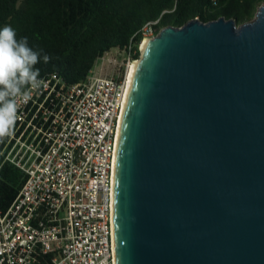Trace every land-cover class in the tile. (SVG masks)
Wrapping results in <instances>:
<instances>
[{
	"label": "water",
	"instance_id": "water-1",
	"mask_svg": "<svg viewBox=\"0 0 264 264\" xmlns=\"http://www.w3.org/2000/svg\"><path fill=\"white\" fill-rule=\"evenodd\" d=\"M114 176L115 264H264V4L141 49Z\"/></svg>",
	"mask_w": 264,
	"mask_h": 264
},
{
	"label": "built area",
	"instance_id": "built-area-1",
	"mask_svg": "<svg viewBox=\"0 0 264 264\" xmlns=\"http://www.w3.org/2000/svg\"><path fill=\"white\" fill-rule=\"evenodd\" d=\"M155 23L143 26L138 44L106 52L82 82L42 77L47 87L19 108L0 156L26 178L0 211V264H115L120 122L136 56ZM110 64L117 70L106 74Z\"/></svg>",
	"mask_w": 264,
	"mask_h": 264
},
{
	"label": "trees",
	"instance_id": "trees-1",
	"mask_svg": "<svg viewBox=\"0 0 264 264\" xmlns=\"http://www.w3.org/2000/svg\"><path fill=\"white\" fill-rule=\"evenodd\" d=\"M264 0H0V28L10 25L17 39L41 55L40 77L56 73L68 84L84 81L97 60L114 48L141 41L148 22L154 35L198 18L252 21ZM50 60L44 63L43 55ZM140 52L136 58L139 59ZM2 140H0L1 143ZM0 156V211L15 200L25 174Z\"/></svg>",
	"mask_w": 264,
	"mask_h": 264
},
{
	"label": "clouds",
	"instance_id": "clouds-1",
	"mask_svg": "<svg viewBox=\"0 0 264 264\" xmlns=\"http://www.w3.org/2000/svg\"><path fill=\"white\" fill-rule=\"evenodd\" d=\"M42 60L48 63L50 57L45 54ZM40 61V53L29 46L27 37L17 39L10 25L0 28V140L14 134L21 105L47 87L35 67Z\"/></svg>",
	"mask_w": 264,
	"mask_h": 264
},
{
	"label": "bare ground",
	"instance_id": "bare-ground-1",
	"mask_svg": "<svg viewBox=\"0 0 264 264\" xmlns=\"http://www.w3.org/2000/svg\"><path fill=\"white\" fill-rule=\"evenodd\" d=\"M147 43H148V39H145L144 42H143V45H142V50H144L146 48ZM138 64H139L138 61L134 63L133 68H132V71H131L130 76H129V91H128V96H129V93H130V89H131L132 81H133V78H134V74H135V72H136V70L138 68ZM126 104H127V101H126ZM126 104H125L124 111H123V115H122L121 122H120V129H119V135H118L119 136L118 137V145H119L120 133H121V128H122V123H123V118H124Z\"/></svg>",
	"mask_w": 264,
	"mask_h": 264
},
{
	"label": "rangeland",
	"instance_id": "rangeland-1",
	"mask_svg": "<svg viewBox=\"0 0 264 264\" xmlns=\"http://www.w3.org/2000/svg\"><path fill=\"white\" fill-rule=\"evenodd\" d=\"M155 36L156 35L151 36L150 39L155 37ZM105 64H107V63H105ZM107 66H108V69L105 71L106 74H110L111 72L117 70V67H114V64H110V65H107Z\"/></svg>",
	"mask_w": 264,
	"mask_h": 264
}]
</instances>
